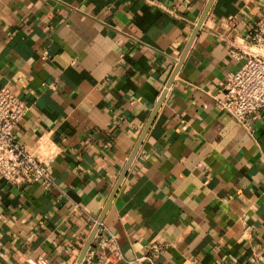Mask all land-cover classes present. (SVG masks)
Returning <instances> with one entry per match:
<instances>
[{
  "label": "crops",
  "instance_id": "0c3cea01",
  "mask_svg": "<svg viewBox=\"0 0 264 264\" xmlns=\"http://www.w3.org/2000/svg\"><path fill=\"white\" fill-rule=\"evenodd\" d=\"M207 2L0 0V87L28 105L14 137L54 181L0 178V264H76ZM261 15L211 3L99 224L124 257L106 264L151 245L155 264H262L264 114L243 125L216 102Z\"/></svg>",
  "mask_w": 264,
  "mask_h": 264
},
{
  "label": "built area",
  "instance_id": "2783aa9c",
  "mask_svg": "<svg viewBox=\"0 0 264 264\" xmlns=\"http://www.w3.org/2000/svg\"><path fill=\"white\" fill-rule=\"evenodd\" d=\"M234 16L226 18L230 23ZM248 42L256 50L244 52L231 49L235 58L244 57L242 65L228 72L223 93L216 99L220 110L228 113L243 125L251 118L264 114V15L259 16L247 30ZM28 109L26 102L9 85L0 87V178L15 183L39 182L45 188L54 181L45 165L30 150L18 143L14 130ZM95 240L87 249L82 262L85 264H106L110 257L124 258L120 253L114 236L104 237L95 234ZM162 251L159 245H151L149 252L127 260L128 264H141L154 259ZM264 264V254L254 253ZM31 264H48L44 257L30 259Z\"/></svg>",
  "mask_w": 264,
  "mask_h": 264
},
{
  "label": "water",
  "instance_id": "95a60500",
  "mask_svg": "<svg viewBox=\"0 0 264 264\" xmlns=\"http://www.w3.org/2000/svg\"><path fill=\"white\" fill-rule=\"evenodd\" d=\"M212 2H213V0H208L204 10L202 11V13H201V15H200V17H199V19H198L193 31H192V33L190 35V37H189V39H188V41H187L182 53L180 54V57H179L176 65L174 66V68L172 70V73H171V75L169 77V80L167 81V84H166L164 90L162 91L159 99L157 100V102H156V104H155V106H154V108H153V110H152V112L150 114V117L147 120V122H146V124H145V126H144V128H143V130H142V132H141V134H140V136H139V138H138V140H137V142H136V144H135V146H134V148H133V150H132V152L130 154V156H129V159L127 160L123 170L121 171V173H120V175H119V177H118V179H117V181L115 183V186H114V188H113V190H112V192H111V194H110V196H109V198H108V200H107V202H106V204H105V206H104L99 218L97 219V221H96L94 227L92 228V230H91L86 242L84 243V245L82 247V250H81V252L79 254V257L77 259L76 264H80L82 262V259H83L84 255H85L87 249L92 245L93 239L95 237V234L97 232L99 224L102 221L103 215H104L107 207L109 206L111 200L115 196V194H116V192H117V190H118L123 178L127 174L128 168H129V166H130V164H131V162H132V160H133V158H134V156H135V154H136V152H137V150H138V148H139V146H140L145 134L147 133L150 125L152 124V122H153V120H154V118H155V116L157 114V111H158L159 107L161 106V103H162V101L164 99L166 90L170 86V84H171L175 74L177 73V71H178V69H179V67H180V65H181V63H182V61H183L188 49H189V47L191 46L193 40L197 36V34L199 32V28H200V26H201V24H202V22H203V20H204V18L206 16L208 10H209Z\"/></svg>",
  "mask_w": 264,
  "mask_h": 264
}]
</instances>
